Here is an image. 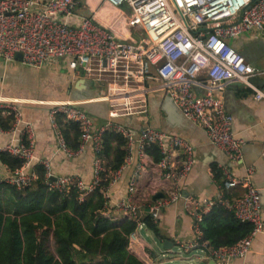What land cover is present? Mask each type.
<instances>
[{"label": "built area", "instance_id": "built-area-1", "mask_svg": "<svg viewBox=\"0 0 264 264\" xmlns=\"http://www.w3.org/2000/svg\"><path fill=\"white\" fill-rule=\"evenodd\" d=\"M263 30L264 0H0V57L5 62L18 59V53L22 54V62L33 68L66 59L72 72L105 86L104 95L98 99L109 104V119L99 126L81 107V101L68 99L49 104L50 124L61 150L73 153L62 123L75 124L79 131L75 154H82L92 144L93 178L86 182L78 174H52L50 159L35 155L34 128L24 120L20 99L0 96V114L12 116L9 129L0 124V134L19 131L23 135L18 143L0 142V153L8 152L23 162L5 180L18 189L32 187L39 178L32 167L40 164L49 189L67 194L75 188L79 200H84L102 185L106 169L103 136L114 131L125 138L129 154L138 145L141 155L148 157L146 150L158 146L160 158L155 165L160 177L154 179L148 195L165 193L150 207L151 215L159 220L160 210L182 197L183 182L196 161L195 147L176 134L151 126L137 133L115 119L147 113L149 95L163 92L187 118L204 127L211 141L230 160L237 161L241 143L233 132L234 118L225 108L222 91L233 82L255 88L257 100L264 99V91L251 82L262 70L229 39ZM220 169L222 182L215 197L185 198L196 237L183 247L188 251L202 246L215 264H233L248 254L254 238L264 232L261 194L252 181L253 168L244 177H238L230 165ZM119 173L113 171L111 181ZM138 183L139 173H135L129 193L115 204V215L108 211L109 207L99 212L117 223L124 219L138 221L137 229L130 234L131 250L139 243L138 231L143 226L139 212L144 206L136 194ZM238 186L244 187V192L229 196L228 191ZM104 197L109 201L108 193ZM219 205L232 210L252 228L233 245L211 248L207 242H200L203 234L199 223L204 213Z\"/></svg>", "mask_w": 264, "mask_h": 264}, {"label": "crops", "instance_id": "crops-1", "mask_svg": "<svg viewBox=\"0 0 264 264\" xmlns=\"http://www.w3.org/2000/svg\"><path fill=\"white\" fill-rule=\"evenodd\" d=\"M229 43L235 48L245 50L249 61L262 70V73L255 74L251 78V82L254 87L264 91V30L259 33L247 31L239 37L229 39ZM39 70L43 73H39ZM64 70H68V73L63 74ZM44 77H48V80ZM197 90L199 93L203 92L202 88ZM255 92V88L235 82L228 84L222 91L225 108L234 118L233 132L241 143V155L237 161L230 160L211 141L204 127L187 118L170 96L163 92L149 95L147 113L115 119L137 133H140L141 128L151 126L176 134L190 141L195 147L196 161L183 182L182 197L160 210L158 221L167 238L157 237L143 224L138 231L139 243L134 244L132 250L129 247L131 254L143 264H165L161 262L160 256L171 253L173 249L163 248L162 243L165 240L171 241L173 247L178 246L181 249V252L176 253L175 261H170L168 264H211L212 257L204 247L199 246L188 251L183 247L193 242L196 237L193 218L185 209V198L189 195L201 198L215 197L219 191L218 184L222 182L219 169L222 165H230L238 177H244L247 170L253 168L252 181L260 190L264 218V99L257 100ZM104 93L103 84H94L82 74L72 72L66 59L51 62L43 68H33L25 65L20 59L7 63L0 57V95L20 99L19 105L23 110L24 120L34 128L35 155L50 159L51 172L56 176L78 174L84 181L90 182L94 171V151L90 143L82 154L74 153L79 144V135L74 129L68 131L66 139L73 153H66L59 148L55 131L49 120V104L68 99L81 101L79 103L81 107L99 126L109 119V104L105 100L98 99ZM22 137L19 131L5 132L0 134V142L18 143ZM154 147L158 150V146L154 145ZM146 152L150 156L143 157L140 147L135 145L118 169L120 173L115 181H111L112 171L105 169L103 181L108 180V177L110 180L105 188L102 187L104 190L102 195L108 193L110 199L105 200L104 207H109L108 211L112 215L116 214V202L129 193L131 178L135 173H139L136 192L139 204L147 207L142 209L141 214H144L145 210L150 213L151 205L158 199L154 198L156 195L151 196L152 198L148 195V190L155 185L154 179L160 175L155 165L158 160L149 149ZM104 159L106 165L105 156ZM15 169L11 170L0 159V178L6 179L12 176ZM32 169L37 172L35 166ZM218 172L219 177L216 175ZM244 190V187L238 186L228 191V195L234 197ZM161 193L164 197L165 193L162 191ZM229 220L232 219H219V227L227 228L233 234H239L244 230L245 227ZM143 228L147 231L144 235ZM191 257H193L192 261H190ZM233 264H264V232L254 238L248 254L235 259Z\"/></svg>", "mask_w": 264, "mask_h": 264}, {"label": "trees", "instance_id": "trees-1", "mask_svg": "<svg viewBox=\"0 0 264 264\" xmlns=\"http://www.w3.org/2000/svg\"><path fill=\"white\" fill-rule=\"evenodd\" d=\"M95 84V83H94ZM3 129H9L12 116H1ZM67 139L68 131H79L75 124L62 126ZM126 140L114 131L103 136V155L107 171H115L123 165L127 150ZM159 160L158 150L149 148ZM0 159L11 170L22 165V159L8 152H1ZM39 175L35 185L18 189L0 178V264H143L129 250L130 234L137 229L136 220L124 219L117 223L99 215L105 206L102 187L95 189L84 200H79L75 188L67 194L49 189L45 183V169L35 165ZM220 169V168H219ZM221 177L222 171L220 169ZM103 174H106L104 171ZM219 177V172L216 174ZM140 221L159 238H167L159 221L145 209ZM226 218L245 227L239 234L219 227L218 220ZM203 234L201 243L211 248L230 246L245 237L252 228L248 222L238 219L226 206L219 205L203 214L199 223Z\"/></svg>", "mask_w": 264, "mask_h": 264}, {"label": "rangeland", "instance_id": "rangeland-1", "mask_svg": "<svg viewBox=\"0 0 264 264\" xmlns=\"http://www.w3.org/2000/svg\"><path fill=\"white\" fill-rule=\"evenodd\" d=\"M67 68V67H66ZM68 69V68H67ZM43 71H45L44 69H43ZM39 73H43L42 72V70H39ZM62 73L63 74H67L68 73V70H64V71H62ZM46 80H48V77H44ZM0 96H2V95H0ZM2 97H7V96H2ZM12 98H14V97H12ZM50 106V105H49ZM147 231H146V228H143V230H142V233H143V235H144V233H146ZM147 239H148V237H147ZM179 252H181V249H179V247L178 246H174L173 247V249H172V252L171 253H168L167 255H161L160 257H161V262L162 263H164L165 262V264H168L170 261H175V259H174V257L177 255L176 253H179ZM192 258L193 257H191L190 258V261H192Z\"/></svg>", "mask_w": 264, "mask_h": 264}, {"label": "water", "instance_id": "water-1", "mask_svg": "<svg viewBox=\"0 0 264 264\" xmlns=\"http://www.w3.org/2000/svg\"><path fill=\"white\" fill-rule=\"evenodd\" d=\"M17 58L21 60L22 59V54L18 53L17 54ZM163 195L164 194L160 192L156 196H154V198L155 199L156 198H160V197H163ZM162 246H163V248L165 250H171L173 248V243L171 241H169V240H165V241H163ZM211 264H215V261L213 259L211 260Z\"/></svg>", "mask_w": 264, "mask_h": 264}]
</instances>
